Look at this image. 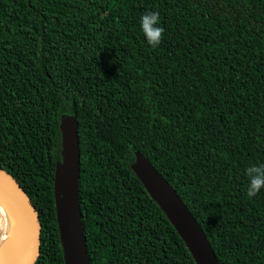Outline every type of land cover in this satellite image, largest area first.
<instances>
[{
	"label": "trees",
	"instance_id": "1",
	"mask_svg": "<svg viewBox=\"0 0 264 264\" xmlns=\"http://www.w3.org/2000/svg\"><path fill=\"white\" fill-rule=\"evenodd\" d=\"M149 11L165 29L156 48ZM68 135L90 264H197L145 165L220 264H264V189L248 198L245 173L264 164V0H0V166L37 208L34 264H65L55 178Z\"/></svg>",
	"mask_w": 264,
	"mask_h": 264
},
{
	"label": "water",
	"instance_id": "2",
	"mask_svg": "<svg viewBox=\"0 0 264 264\" xmlns=\"http://www.w3.org/2000/svg\"><path fill=\"white\" fill-rule=\"evenodd\" d=\"M80 153L74 135L62 144V168L55 178V205L65 264H90L79 199ZM140 179L178 231L197 264H220L205 231L175 189L151 165ZM0 194L14 206L22 223V242L9 264H34L40 252L41 225L24 188L0 166Z\"/></svg>",
	"mask_w": 264,
	"mask_h": 264
},
{
	"label": "clouds",
	"instance_id": "3",
	"mask_svg": "<svg viewBox=\"0 0 264 264\" xmlns=\"http://www.w3.org/2000/svg\"><path fill=\"white\" fill-rule=\"evenodd\" d=\"M160 25V13L158 11H149L142 15L140 26L144 37L149 46L158 47L164 38L165 29ZM131 147V146H130ZM249 179L247 188V197H255L261 189H264V164L251 165L245 170Z\"/></svg>",
	"mask_w": 264,
	"mask_h": 264
},
{
	"label": "bare ground",
	"instance_id": "4",
	"mask_svg": "<svg viewBox=\"0 0 264 264\" xmlns=\"http://www.w3.org/2000/svg\"><path fill=\"white\" fill-rule=\"evenodd\" d=\"M0 222L4 229L0 239V264H9L22 242V223L14 206L0 194Z\"/></svg>",
	"mask_w": 264,
	"mask_h": 264
},
{
	"label": "rangeland",
	"instance_id": "5",
	"mask_svg": "<svg viewBox=\"0 0 264 264\" xmlns=\"http://www.w3.org/2000/svg\"><path fill=\"white\" fill-rule=\"evenodd\" d=\"M0 227L2 228V229H4V227H3V224L0 222ZM0 232H3L1 229H0Z\"/></svg>",
	"mask_w": 264,
	"mask_h": 264
}]
</instances>
